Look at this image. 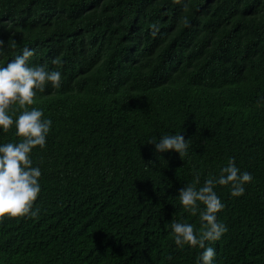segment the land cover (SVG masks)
<instances>
[{
    "label": "trees",
    "instance_id": "trees-1",
    "mask_svg": "<svg viewBox=\"0 0 264 264\" xmlns=\"http://www.w3.org/2000/svg\"><path fill=\"white\" fill-rule=\"evenodd\" d=\"M0 41V64L29 48L62 73L28 110L78 143L42 149L38 216L3 218L0 264H196L169 227L201 226L178 193L230 159L253 181L216 186L228 231L206 243L216 264H264V0H0ZM171 134L186 156L149 143Z\"/></svg>",
    "mask_w": 264,
    "mask_h": 264
},
{
    "label": "clouds",
    "instance_id": "clouds-1",
    "mask_svg": "<svg viewBox=\"0 0 264 264\" xmlns=\"http://www.w3.org/2000/svg\"><path fill=\"white\" fill-rule=\"evenodd\" d=\"M3 48L4 42L0 41V55ZM33 55L32 49L25 48L6 66L0 64V132L10 135L6 137L7 143L0 144V222L5 217H37L39 209L33 210V206L41 192L40 178L46 173L41 169L42 149L48 148L55 156L65 158L74 154L78 144L73 143L74 134L54 128L43 110L35 107L28 110V106L36 103L37 92H45L48 84L55 89L62 86L60 71H49L47 65L29 66ZM260 103L264 104V100ZM10 108L22 110L15 120L16 113L10 114ZM149 143L157 153L173 151L179 157L188 154V140L181 134L163 135L158 142L153 139ZM252 181V174L242 172L234 159L220 170L218 178L207 179L202 187L197 188L200 177L196 175L193 183L179 190L178 197L186 212L199 214L201 226L197 229L191 223L171 221L169 227L175 245L180 249L186 245L202 249L196 264H216V249L206 242L219 241L228 229L217 218L225 205L215 188L230 186L231 196L240 197L245 193V185Z\"/></svg>",
    "mask_w": 264,
    "mask_h": 264
},
{
    "label": "bare ground",
    "instance_id": "bare-ground-1",
    "mask_svg": "<svg viewBox=\"0 0 264 264\" xmlns=\"http://www.w3.org/2000/svg\"><path fill=\"white\" fill-rule=\"evenodd\" d=\"M135 51V50H134ZM137 52V51H136Z\"/></svg>",
    "mask_w": 264,
    "mask_h": 264
}]
</instances>
